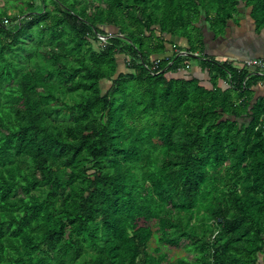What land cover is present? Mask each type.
Returning <instances> with one entry per match:
<instances>
[{
  "label": "trees",
  "instance_id": "16d2710c",
  "mask_svg": "<svg viewBox=\"0 0 264 264\" xmlns=\"http://www.w3.org/2000/svg\"><path fill=\"white\" fill-rule=\"evenodd\" d=\"M241 2L264 27V0H4L0 264H264V95L200 26Z\"/></svg>",
  "mask_w": 264,
  "mask_h": 264
},
{
  "label": "crops",
  "instance_id": "0c3cea01",
  "mask_svg": "<svg viewBox=\"0 0 264 264\" xmlns=\"http://www.w3.org/2000/svg\"><path fill=\"white\" fill-rule=\"evenodd\" d=\"M243 4L242 2L239 4L240 8L226 21L217 35H213V32L209 30L208 23L202 21L200 26L204 33L205 55L221 62H230L235 67H241L242 62L248 58H264V27L256 29L255 20L251 17V6ZM211 33L212 35H210ZM185 42L184 38H180L172 41V45H176V49L183 51L180 48L186 45ZM196 60L197 65L191 64V60L190 62L186 61L189 65L188 68L179 69L174 75L179 77L194 75L202 79L206 87H210L208 71L202 69L199 60ZM261 76L253 68L250 69V79H257L256 83L250 86L254 98L264 95V78ZM217 83L223 88L228 87L224 80L218 79Z\"/></svg>",
  "mask_w": 264,
  "mask_h": 264
},
{
  "label": "rangeland",
  "instance_id": "374dc122",
  "mask_svg": "<svg viewBox=\"0 0 264 264\" xmlns=\"http://www.w3.org/2000/svg\"><path fill=\"white\" fill-rule=\"evenodd\" d=\"M36 3L39 4L40 3V0H36ZM5 3H4V0H0V6H3ZM6 6H7V10L8 12H12V13H16L17 12V9L15 7H11V4L10 3H6ZM50 6V4H49ZM25 17V16H24ZM22 18V17H21ZM29 19V18H27ZM10 21V20H9ZM4 23H8L7 21H5L4 19ZM206 27H207V24H206ZM105 31H107L108 33H115L117 29L113 28V27H110V26H106V27H103ZM212 35V33L210 34ZM91 42L94 44V45H97L98 43L97 42H94L93 40H91ZM190 62V61H189ZM124 59H123V56H121L120 60H119V63H118V70H123V71H129L125 65H124ZM191 64L193 65H197V60L196 59H192L191 60ZM264 78V76H261ZM109 84V82H106L104 83V88H106V86ZM152 221H150V225H153L151 223ZM140 224H142V222L140 221L139 222ZM150 246H159V243H156L154 241V239L151 240V242L149 243ZM181 246H182V242H181V245H178V246H172V245H160V249L161 251L165 252L169 258H175L176 256H179V255H183L185 254L184 250L181 249ZM189 258H191V255L189 254L188 255Z\"/></svg>",
  "mask_w": 264,
  "mask_h": 264
},
{
  "label": "built area",
  "instance_id": "2783aa9c",
  "mask_svg": "<svg viewBox=\"0 0 264 264\" xmlns=\"http://www.w3.org/2000/svg\"><path fill=\"white\" fill-rule=\"evenodd\" d=\"M5 21H7V20L5 19ZM172 48L176 49V45H172ZM176 51H178V53L180 55H185V54H183L182 51H180L178 49H176ZM156 62H158V59L154 60V62L152 64L153 69H154V67H156ZM243 66L250 68V69L253 68L260 75L264 76V58H262V57H252V58L245 59L241 64V67H243Z\"/></svg>",
  "mask_w": 264,
  "mask_h": 264
},
{
  "label": "clouds",
  "instance_id": "9594fccd",
  "mask_svg": "<svg viewBox=\"0 0 264 264\" xmlns=\"http://www.w3.org/2000/svg\"><path fill=\"white\" fill-rule=\"evenodd\" d=\"M253 2H255V0H253ZM160 3H163V0H160ZM69 47H71V45H69ZM183 51H185V50H183ZM74 58H75L74 55L69 53V59H74ZM166 103H171V102H166Z\"/></svg>",
  "mask_w": 264,
  "mask_h": 264
},
{
  "label": "water",
  "instance_id": "95a60500",
  "mask_svg": "<svg viewBox=\"0 0 264 264\" xmlns=\"http://www.w3.org/2000/svg\"><path fill=\"white\" fill-rule=\"evenodd\" d=\"M172 47L170 46V49H171ZM183 52V54H186V55H189V53L188 52H186V51H182Z\"/></svg>",
  "mask_w": 264,
  "mask_h": 264
}]
</instances>
